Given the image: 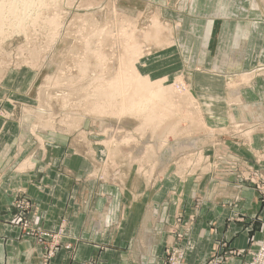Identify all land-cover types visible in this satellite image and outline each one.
Returning <instances> with one entry per match:
<instances>
[{
  "label": "rangeland",
  "instance_id": "374dc122",
  "mask_svg": "<svg viewBox=\"0 0 264 264\" xmlns=\"http://www.w3.org/2000/svg\"><path fill=\"white\" fill-rule=\"evenodd\" d=\"M231 1L246 10V21L264 27V0ZM41 2L16 5L29 8L15 13L19 24L7 15L4 23L0 13V122H12L35 142L40 136L41 148L73 147L72 155L88 162L89 177L98 183L120 187L123 175L135 174L151 189L166 183L169 174L175 173L179 182L207 175L245 181L264 196L263 171L244 166L223 145L214 143L215 136L224 140L250 132L248 123L229 121L230 115L237 119L243 110L201 114L189 87L192 73L208 67L189 66V51L183 50L184 71L177 75L178 62L182 63L176 60L182 52L177 38L188 27L186 20L194 18L198 1ZM135 71L153 88L162 86L164 94L146 95L148 91L133 76ZM165 75L169 77L161 83ZM231 79L236 87L264 81V59L248 63ZM229 80L225 78V84ZM143 98H149L148 110L137 106ZM47 152L60 158L58 151ZM22 162L19 158L14 168ZM19 192L14 208L29 209L30 201ZM22 230L42 248L45 261H49L48 245L59 244L63 235L61 230L46 233L26 223ZM263 243L264 239L258 248ZM173 248L184 254L185 248L177 244L164 255Z\"/></svg>",
  "mask_w": 264,
  "mask_h": 264
},
{
  "label": "crops",
  "instance_id": "0c3cea01",
  "mask_svg": "<svg viewBox=\"0 0 264 264\" xmlns=\"http://www.w3.org/2000/svg\"><path fill=\"white\" fill-rule=\"evenodd\" d=\"M196 1L194 18L177 38L182 52L175 48L176 60H184L186 50L189 66L208 67L192 73L189 87L201 114L243 110L229 121L248 123L250 132L215 136L214 143L264 174V81L243 87L233 86V79L224 82L264 59V27L246 21V10L230 0L227 17L212 16L223 0ZM37 140L12 122H0V264H163L166 249L177 244L185 248L184 264H206L218 254L226 258L222 264H246L264 239V196L245 181L205 175L179 182L173 173L146 189L139 176L125 174L118 187L89 177L88 162L73 156V147L46 149ZM19 158L23 162L15 169ZM19 191L30 201L27 210L13 206ZM23 223L46 233L62 231L49 261L25 235Z\"/></svg>",
  "mask_w": 264,
  "mask_h": 264
},
{
  "label": "bare ground",
  "instance_id": "6f19581e",
  "mask_svg": "<svg viewBox=\"0 0 264 264\" xmlns=\"http://www.w3.org/2000/svg\"><path fill=\"white\" fill-rule=\"evenodd\" d=\"M36 1L39 3H42L41 2V0H34V2L36 3ZM225 2H226V0H223V4L221 5L220 4V6H219V8H216V10L212 13L213 15V17H216V16H218V17H225V16H227V15H225V13L226 14H230V11H228L229 9H227L228 7L227 6H225ZM28 3H30L31 4V0H0V13L2 12V19L4 20V17H6V15L7 16H12L11 18H13V21L14 22H16V24L18 23L19 24V16H15V13L16 12H27L28 10H29V8L28 9H24V6H23V10L21 9V8H16V5H22V4H28ZM37 4V3H36ZM238 4V3H237ZM27 6H29V5H27ZM33 6V5H32ZM35 6V5H34ZM31 7V6H30ZM230 8V7H229ZM227 10V11H226ZM22 15H23V13H22ZM21 15V16H22ZM26 15H27V13H26ZM23 16H25V15H23ZM23 16H22V18H23ZM231 16V15H230ZM6 19V18H5ZM7 21V20H6ZM5 20H4V23L6 22ZM24 22V21H23ZM21 23V22H20ZM15 24V23H14ZM5 25V24H4ZM241 50V49H240ZM127 52H128V50H127ZM237 59V58H236ZM234 60V59H233ZM232 62V61H231ZM133 71V70H132ZM132 71L130 72V73H132ZM252 74V73H251ZM127 75V74H126ZM247 75V74H246ZM245 75V76H246ZM132 76V75H131ZM133 76L134 77H138L137 78V84H139L140 86H141V84H142V87L144 88V89H146L148 92L146 93V95H149L150 96V98L151 97H154L155 95H160V92L162 93V94H164V90L162 89V86H159V88L160 89H155V88H153L151 85L153 84L152 82H149V80H147V79H142L141 78V76L140 75H138L137 74V72L135 71L134 72V74H133ZM231 77V76H230ZM229 77V78H230ZM248 77V76H247ZM250 78V77H249ZM134 79V78H133ZM132 79V80H133ZM231 79V78H230ZM136 80V79H135ZM157 83H159L160 84V82H157ZM161 83H164V80H161ZM230 83H232V82H230ZM155 85H156V83H154ZM157 87V86H156ZM148 96V97H149ZM147 97V96H146ZM161 100H163L161 97H159ZM158 98V99H159ZM149 101V98L148 99H144L143 98V100H139V102H138V104H137V106H139V107H141V108H146L145 110H148V105H149V103H146V101ZM132 102V101H131ZM149 113V112H148Z\"/></svg>",
  "mask_w": 264,
  "mask_h": 264
},
{
  "label": "built area",
  "instance_id": "2783aa9c",
  "mask_svg": "<svg viewBox=\"0 0 264 264\" xmlns=\"http://www.w3.org/2000/svg\"><path fill=\"white\" fill-rule=\"evenodd\" d=\"M42 237L39 238V242ZM41 243V242H40ZM42 244V243H41ZM58 243L48 245V259L51 258L55 250L57 249ZM237 254V253H236ZM166 261L164 264H184L185 255L179 252L176 248H173L171 252L167 253ZM226 260L225 257L218 254L216 258L212 259L206 264H222ZM246 264H264V243L254 252H251V257Z\"/></svg>",
  "mask_w": 264,
  "mask_h": 264
}]
</instances>
